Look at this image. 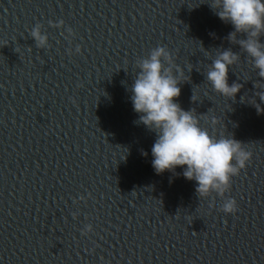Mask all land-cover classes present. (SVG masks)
<instances>
[{
  "label": "water",
  "instance_id": "water-1",
  "mask_svg": "<svg viewBox=\"0 0 264 264\" xmlns=\"http://www.w3.org/2000/svg\"><path fill=\"white\" fill-rule=\"evenodd\" d=\"M158 46L183 71L181 108L252 153L223 197L152 167L130 96ZM224 50L231 98L206 78ZM262 94L204 0H0V264H264Z\"/></svg>",
  "mask_w": 264,
  "mask_h": 264
},
{
  "label": "clouds",
  "instance_id": "clouds-1",
  "mask_svg": "<svg viewBox=\"0 0 264 264\" xmlns=\"http://www.w3.org/2000/svg\"><path fill=\"white\" fill-rule=\"evenodd\" d=\"M210 7L222 21L233 26L230 37L235 33L246 34L247 38L240 44L258 69V75L264 78V43L259 39L264 35V0H211ZM31 36L38 47L44 46L48 39L39 23L32 27ZM237 60V54L224 50L208 66L207 81L224 97H235L242 87L228 82L229 68ZM136 67L139 72L131 86L130 99L133 110L139 114V123L156 133L151 147L155 172H175L180 167L184 178L196 181L200 197L212 192L223 197L230 189L232 177L246 167L252 153L231 136L211 135L200 126L192 110L181 108L176 98L180 95L178 85L183 71L174 66L166 48H153L136 62ZM257 108L260 109L259 105ZM220 210L235 214L237 201L230 197L224 199ZM92 231L91 224L82 230L84 235Z\"/></svg>",
  "mask_w": 264,
  "mask_h": 264
}]
</instances>
